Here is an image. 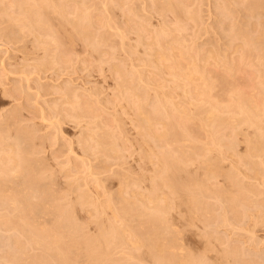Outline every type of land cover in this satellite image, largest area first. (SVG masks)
Here are the masks:
<instances>
[{
    "label": "rangeland",
    "instance_id": "1",
    "mask_svg": "<svg viewBox=\"0 0 264 264\" xmlns=\"http://www.w3.org/2000/svg\"><path fill=\"white\" fill-rule=\"evenodd\" d=\"M20 1L0 0V31L2 32H0V132L8 138L10 137L5 140V144L8 146L4 148V154L2 152L0 154L7 161L9 158V162L5 160L3 162L10 164L12 169L15 167L14 170H16L19 161L14 162L12 157L10 159L11 154L9 156L8 153H12L16 160H20L19 156H16L14 150L12 152L8 151H11L9 150L10 143L12 145L19 143L15 135L21 133L23 135L22 141H25L23 145L24 147L27 145L29 150L27 152L30 153L31 157L26 156L27 153L25 156L28 160L32 159V162L29 160V169L26 167L27 172L24 170V174L28 173V170H35L34 173H37L36 176L40 178V186H44L49 191V195L47 194L48 197L43 198L44 210L41 206V213L39 212L35 216L37 220H34L36 222L34 223L35 226L27 227L28 225H19L16 221L20 217H27L33 221L31 215L28 212H22L18 206L13 207L4 203L3 191L0 189V193L2 191L0 194V264H264V149L260 153L250 156L249 149H247L250 146L249 139L250 141L252 139L251 142L253 143L257 140L264 142V135H262V132L264 134V0H191L192 2L182 0L184 10L188 11L189 9V12L197 10L195 12L198 16L194 14L195 18L198 19V23L195 18H190L192 21L194 20L193 22L189 18H180L182 20L180 21L177 16L175 18L172 12L169 13L170 11L161 10L159 13V7L156 4V6L150 4L151 0H149L150 3L148 0H129V2H126V0H61V2L63 1V10H68L67 13L71 15L70 17L74 16L72 14H76L75 11H81L82 8L90 6L88 12L91 13V22H93L91 23L93 29L91 30L95 33L97 39L93 37L91 41H84L76 37L74 43H69L65 37L58 33V43L60 41V44L58 48L56 47L57 51L54 50L56 52L54 55L60 61L56 63V66L59 65L57 67L42 66L43 63L46 65L48 59H51L49 55L53 52V46H51L52 48L48 46L45 51L39 44L40 41L37 37L35 38V33L33 34L28 28L21 31L17 25L20 18L22 19L26 15L34 23L35 17L39 18L37 15L39 13V15L43 14L41 17H49L53 12V8L51 11V6L49 8L48 3L42 0H22L21 4ZM254 1H257V3ZM36 2L37 6L34 7ZM123 2H126L125 5ZM38 3H40L39 7ZM188 3L190 4L188 5ZM13 4H18L19 9L17 6V8H14ZM84 4L85 7H81ZM251 7L256 9V16L246 19L248 8ZM223 8L228 9L229 13L228 10L225 11ZM129 9H132L136 14L134 15V12L132 10L130 12ZM3 10L9 15L4 14ZM223 10L228 15L230 14L229 17L233 15V18L225 15L226 13ZM126 14L127 16H125ZM128 14L130 15L128 16ZM52 15L58 17L56 12ZM140 16L143 17L140 18ZM244 18L248 23L242 21L245 20ZM8 19L12 22H8ZM176 19L180 22L177 23ZM94 20L96 23H94ZM186 20L187 23H185ZM54 21H52V24L54 22V26L58 25L59 21L58 23L57 20ZM136 21L139 23H136ZM107 22L108 27H110L103 28L104 25L107 26ZM181 22L186 25L180 24ZM244 22L250 24V29L249 26L248 29L250 35L253 34L252 37L260 36L261 38L256 42L255 47L251 46L250 51L247 53L245 51V55L242 52L244 49H241L243 40L233 39L231 44L232 38L230 40L231 35L228 33L232 32V29L230 31L228 29L232 28L233 24L239 23L238 25L242 27ZM254 22L256 26H253ZM34 23L33 25L37 24V22ZM99 24L101 25L99 26ZM176 25L181 27L177 28L179 32H174L173 28L176 30ZM11 26L15 28H13L14 32L12 31L14 35L13 33L9 34ZM36 27L38 25H35ZM55 28L57 27L55 26ZM70 29L72 30L71 26H68L67 30ZM158 29L167 30L166 33H176L175 35L170 34L169 39L170 41L171 39L175 41L177 39L178 43L180 42L178 44L172 41L169 50L167 49L168 53H166L169 56L168 60L163 58L164 62L161 61L160 63L155 61L158 56L156 57L157 53L154 54L159 49L158 44L155 43V33L158 32ZM45 30L47 29L44 28ZM107 30L109 31L107 32ZM99 32L101 34L107 32L102 44L98 42L99 35H101ZM138 32L141 34H138ZM20 33L22 34L21 37ZM11 34L12 36H10ZM31 34L33 35L31 36ZM97 34L99 37L96 36ZM177 34H179V37ZM15 35H17V39ZM151 40L155 43H153L154 46L151 45ZM92 41H95L97 48H94L93 45L91 47L90 43L93 44ZM147 42L148 45H146ZM226 42H229V44ZM99 44L103 47H99ZM173 46L175 47L173 48ZM212 48H215V50L216 48H219V50L225 48L224 50L227 51H223L228 60H226V57L224 60L228 63L225 64L224 61L223 63L220 61L221 58L213 55L211 53ZM198 49L200 51H197ZM180 53L184 54V57ZM209 54H212L211 57ZM44 56L46 57L43 58ZM240 56L243 57H241L242 60ZM195 59V63L198 61V68L201 66L200 69L193 66L195 65ZM215 60H218V62ZM226 65L228 67L233 66L234 72L230 73ZM236 65H238L237 70L235 69ZM114 66L118 69H115ZM202 68H206L205 72L202 71ZM174 78L177 81L181 79L179 86L175 85L177 82ZM184 83H188L189 86ZM129 85L132 86L131 90H128ZM184 85H187L185 89ZM240 91L243 93L245 105L250 110L263 112L258 118L263 130L261 131V129L254 126L251 128V126L241 125L240 127L239 125L238 131L234 132L236 136L234 133L232 135L231 132V135H229V130H227L228 133L223 131L224 133L218 135L216 149L211 144L212 138H210L209 128L203 126L208 131L204 130L200 125V127L198 126L197 120L194 122L189 120L186 111L191 115L197 109L198 104L203 105V107L207 105L206 108L213 104L215 106L219 105L218 109L221 108L222 111H219L222 112V115L228 116L231 110L235 109L231 108L236 106L235 96ZM141 99H144V103ZM159 99L163 101L165 111L172 118V122L179 123L178 125L183 127L182 129L186 133L188 131L189 134L187 133V135L192 136V140L195 141L193 142L191 139L190 141L181 140V143L179 139L178 143L180 144H175L177 140L171 139L170 144L163 145V148L165 147L166 151L171 149L175 154H178L179 148L180 150L185 148L184 151H190V154L186 152L189 154L186 159L187 165L189 164L187 170L191 177H196L195 179L200 181L206 179L207 186L206 184L205 186L208 191L205 186L195 185V191L198 190L197 193L195 192L196 202L201 205V208L197 206L199 209L193 208L189 199L187 201L186 198L185 200L181 198L182 201L180 198L170 197V201H173L171 203L172 209H170L171 212L169 210L167 217L168 223H172L170 224L172 231L167 237L174 236L177 239L174 246L172 245L173 247L169 249L170 254L167 251L165 252L168 253L167 258L164 253L163 257L166 259L163 258L162 260L161 257H156V259L155 256H152L155 253L150 255L149 247L146 245H141L138 248H132L131 245H128V248L125 247L128 251L126 249L119 251L118 248V251L115 249L110 252V256L113 254L111 256L112 260L109 256L107 261L105 257L101 256L100 258L99 255L97 256L99 251L93 241L98 237V228L101 224L104 223L103 226L105 227L108 221L114 222L115 220L114 224L119 223V226L123 224L119 217L113 219L115 217L114 209L124 207L120 202L121 200L117 199V195L122 191L125 198L128 196L127 199L130 197L133 200L137 199V203H141V200L145 199L146 202H149V205L151 204L147 196L152 192L155 184L152 178L156 173L155 168L158 165L156 162L158 158L157 155L151 154V157H153L149 159L147 152L151 146H153L155 152H159L162 143L158 142L159 145L154 140L155 142L151 141V143L149 141V144L145 146L143 136L140 135L142 134L139 125L141 115L137 111V106L143 103L144 111H147L152 109L150 106L156 104ZM228 105L230 106L227 107ZM222 107H226L227 111ZM14 115L16 118L13 117ZM178 120L179 122H177ZM164 121L168 122L167 119H164ZM261 121L263 124L260 123ZM156 125L157 123L155 124L156 130H159V134H161L162 130L164 131V125L161 123ZM7 131H9L10 136ZM21 134L19 136H22ZM106 135L108 136L106 137ZM111 137L113 141L117 142H115L116 147H119L115 149L119 150V152L116 151L117 153L115 151L110 153V151L99 145V143L111 141ZM253 138L258 139L253 140ZM88 139L92 144L88 148L89 150L86 149L85 145V142H90ZM8 140H10L9 143ZM233 142L234 145H232ZM16 144L14 146L17 148ZM195 147L201 149H195ZM217 153L219 156L216 155ZM6 154L8 155L6 156ZM1 155L0 158H3ZM246 157H248L247 161H245ZM202 158L205 162L203 164L201 162V160L203 161ZM210 158H214V160H210ZM211 163L216 165L212 166ZM30 164H33V168ZM207 166H211L210 168L215 172L211 171L212 174L209 173L206 169ZM210 168H208L209 171ZM13 174L14 172L12 178L11 176L9 178L13 179L15 175L19 176L17 180L15 177L13 181L16 184L20 183L23 178L20 176L22 174ZM208 177H211L210 180ZM33 187L30 182L25 180L22 190L24 193H35ZM84 193L90 196V199ZM82 195L83 198L84 196L87 198L86 203L79 202L85 200V198L82 199ZM109 203H111L110 205L118 203V205L115 204L117 207L112 205L113 208L115 207L112 209V207H109ZM101 206H103V209H101ZM60 217L62 219L68 218L67 220L70 218L72 224L69 223L70 220L67 222L71 224L70 227L56 226L52 228L51 226L56 222V219H60ZM5 219L15 223L9 222L5 225ZM131 220L129 222L133 226H139H137L139 221ZM45 226L48 227L47 231L40 230ZM33 231H37V234L40 233L41 237L46 238L49 246L43 243L37 244L31 235ZM67 232L75 234L78 244L82 245V248L73 240L67 238ZM55 237H61L60 249L52 244V240L56 239ZM122 250H126L125 253L130 250L134 258L128 259L127 254ZM61 253L67 254L68 259L63 258ZM169 255L175 257V260L177 258V260L174 261L173 258L174 262L170 263L171 256L168 258Z\"/></svg>",
    "mask_w": 264,
    "mask_h": 264
},
{
    "label": "bare ground",
    "instance_id": "2",
    "mask_svg": "<svg viewBox=\"0 0 264 264\" xmlns=\"http://www.w3.org/2000/svg\"><path fill=\"white\" fill-rule=\"evenodd\" d=\"M25 1V0H24ZM23 1V3H25ZM30 1V0H29ZM38 1H41V0H38ZM42 1H44V2H47L46 4L48 5V7L49 6H51V11H52V8H53V12L51 13V16H49V17H41V16H43V14L42 15H39V14H37L38 16H39V18L36 16L34 19H35V23L37 22V24H35L33 21H32V19H31V21L29 20V18H27V15L26 16H24L22 19L20 18V20L18 21V23H17V25L19 26V30H23L24 31V29L25 28H28L29 29V31H31L33 34L35 33V38L37 37V39L40 41V43L39 44H41V47H43L44 49H45V51H46V49L48 48V46H53V52H51V55H49V56H51V59H48L47 60V62H46V65H45V63H43L42 64V66H56V63L58 62H60V61H58V58H56V56L54 55V53H56V52H54V50H56L57 51V49H56V47L58 48V45L60 44V41H59V43H58V33H60L63 37H65L66 39H67V41L69 42V43H74L75 42V38L77 37V38H81V39H83L84 41H91V39L93 40V37H95V33H93L92 32V30L91 29H93V27L91 28V23H93V22H91V13H89L88 12V9L90 8V6L88 5V7H85V4L83 5V6H81V7H85V8H82L83 10H81V11H78L77 9V11H75L76 12V14L74 13V14H72V15H74L73 17H70L71 15H69L67 12H68V10L67 11H64L63 10V5H62V2H61V0H42ZM105 1V0H104ZM111 1H113V0H111ZM110 1V2H111ZM120 1V0H119ZM118 1V2H119ZM123 1V0H122ZM129 2V0H126V2ZM189 1H191V0H189ZM17 2V1H16ZM21 2H22V0L20 1V4H21ZM125 2V3H126ZM148 2H149V0H148ZM151 2V3H150ZM149 3L150 4H156L158 7H159V9L157 8V10H159V13H160V11L162 10V11H166V12H168V11H170L169 13H173V15L175 16V18H176V16H177V19H179L180 21H182L180 18H182V19H187V18H195V14H196V12H197V10L195 9V11L194 12H189V9H188V7H187V9H188V11L185 9L184 10V6H183V1L182 0H151ZM184 2H185V0H184ZM192 2V1H191ZM255 3H257V1H254ZM13 3H14V1H13ZM22 3V4H23ZM43 3V2H42ZM84 3V2H83ZM116 3H117V1H116ZM120 3H122V2H120ZM125 3L123 2V4L125 5ZM134 3V2H133ZM133 3H132V5H133ZM12 4V3H11ZM31 4V3H30ZM39 4L40 3H38V7H39ZM45 4V3H44ZM45 4V5H46ZM68 4V3H67ZM115 4V3H114ZM131 4V3H130ZM135 4V3H134ZM148 4V3H147ZM149 4V5H150ZM190 3H188V5H189ZM10 5V4H9ZM14 5V8L18 5H15V4H13ZM29 5V4H28ZM42 5V4H41ZM44 5V6H45ZM122 5V4H121ZM120 5V6H121ZM124 5H122V6H124ZM127 5V4H126ZM129 5V4H128ZM155 5V6H156ZM186 5H187V1H186ZM19 6V5H18ZM17 6V7H18ZM22 6H24V5H22ZM25 6H27V5H25ZM37 6V2H36V5L34 6V7H36ZM104 6H106V5H104ZM117 6H118V4H117ZM7 7V6H6ZM9 7V6H8ZM16 7V8H17ZM29 7V6H28ZM33 7V6H32ZM41 7V6H40ZM43 7V6H42ZM133 7V6H132ZM135 7H137V6H135ZM151 7H152V5H151ZM2 8V7H1ZM13 8V7H12ZM47 8V7H46ZM50 8V7H49ZM67 8H68V6H67ZM79 8V7H78ZM147 8V7H146ZM149 8V7H148ZM219 8V7H218ZM11 9V8H10ZM9 9V10H10ZM18 9H19V7H18ZM21 9V8H20ZM25 9H26V7H25ZM122 9V8H121ZM150 9V8H149ZM154 9H156V8H154ZM221 9V8H220ZM224 10H225V8H223ZM7 10V9H6ZM12 10V9H11ZM22 10V9H21ZM37 10V9H36ZM36 10H34V11H36ZM41 10V9H40ZM55 10V11H54ZM106 11H107V9H105ZM130 10V9H129ZM132 10V9H131ZM130 10V12H132ZM152 10V9H151ZM223 10V12L224 13H226L225 11L226 10H228V9H226L225 11ZM2 11V10H1ZM30 11V10H29ZM32 11V10H31ZM72 11V10H71ZM105 11V12H106ZM136 11V10H135ZM137 11H138V9H137ZM192 11H193V9H192ZM220 11V10H219ZM221 11H222V9H221ZM220 11V12H221ZM5 12V13H4ZM57 13L58 14V17L57 16H53L52 14H54V13ZM91 12V11H90ZM108 12V11H107ZM134 12V11H133ZM138 12H140V11H138ZM157 12V11H156ZM228 13H229V10L227 11ZM1 13V12H0ZM3 13L4 14H6L7 12L6 11H4L3 10ZM12 13V12H11ZM10 13V14H11ZM20 13H22V12H20ZM24 13V12H23ZM37 13V12H36ZM35 13V14H36ZM70 13V12H69ZM128 13V12H127ZM141 13V12H140ZM163 13V12H162ZM195 13V14H194ZM228 13H226L225 15H228ZM231 13V12H230ZM257 12H256V9H254V8H248V14H246V19L247 18H251V17H255ZM4 14H2V15H4ZM17 14V13H16ZM15 14V15H16ZM125 14V13H124ZM131 14V13H130ZM130 14H128V16L130 15ZM134 15L136 14V12H134L133 13ZM138 14V13H137ZM165 14V13H164ZM7 15H9L8 13H7ZM15 15H13V16H15ZM20 15H22V14H20ZM24 15V14H23ZM44 15H45V13H44ZM101 15V14H100ZM100 15H99V17H100ZM142 15V14H141ZM197 15V14H196ZM230 15V14H229ZM229 15H228V17H229ZM5 16V15H4ZM18 17H19V15H17ZM29 16H30V14H29ZM125 16H127V14L125 15ZM198 16V15H197ZM222 16V15H221ZM224 16V15H223ZM222 16V17H223ZM233 16V15H232ZM231 16V17H232ZM16 17V16H15ZM98 17V16H97ZM132 17H133V15H132ZM143 17V16H142ZM141 16H140V18H142ZM231 17H229V18H231ZM37 18H38V20H37ZM102 18H103V16H102ZM101 18V19H102ZM138 18H139V15H138ZM137 18V19H138ZM233 18V17H232ZM244 18V19H245ZM10 19V18H9ZM8 19V22L10 21ZM12 19V18H11ZM33 19V20H34ZM94 19H95V17H94ZM127 19V18H126ZM133 19V18H132ZM144 19H146V18H144ZM176 19V20H177ZM188 19V20H189ZM196 19V18H195ZM246 19L245 20H242V21H246ZM54 20H57V23H58V21H59V23H58V25L56 24L55 26L57 27V28H55V26H54V22H56V21H54ZM131 20V19H130ZM142 20V19H141ZM141 20H139V22H141ZM191 20V19H190ZM189 20V21H190ZM198 19H196V21H197ZM5 21H6V19H5ZM52 21H54L53 22V24H52ZM95 21V20H94ZM101 21V20H100ZM104 21H105V18H104ZM110 21H111V18H110ZM132 21H134V20H132ZM180 21H178L177 20V23L178 22H180ZM194 21V20H193ZM192 20H191V22H193ZM223 21V20H222ZM10 22H12V20L10 21ZM35 24V25H38V27H36L35 28V25H33V23ZM99 22V21H98ZM108 22H109V20H108ZM108 22H107V26H103V28H105V27H108ZM138 21H136V23H137ZM138 22V23H139ZM185 22V21H184ZM247 23H248V21H246ZM94 23H96V21L94 22ZM103 23V22H102ZM131 23V22H130ZM176 23V24H177ZM185 23H187V20H186V22ZM196 23V22H195ZM197 23H198V21H197ZM237 23V22H236ZM247 23H245L244 22V26H240V25H238V24H233V27L232 28H230V29H228V28H226V29H228L229 31L232 29V32H228L229 34H228V36H230L229 38H230V40H231V38H232V40H231V44H232V41H233V39H242L243 40V47L241 46V49L243 48L244 50L242 51L243 53H244V55H245V51H246V53L248 52V51H250V48H251V46H254L255 47V44H256V42H258L261 38H260V36H258V37H256V38H254V37H252L253 36V34H251L250 35V24H247ZM249 23H251L250 21H249ZM142 24V23H141ZM180 24H184V23H180ZM222 24V23H221ZM242 24V23H241ZM252 24V23H251ZM101 24H99V26H100ZM178 25V24H177ZM177 25H176V30H175V28H173L174 29V32L175 31H178L179 32V30H177V28L179 29V28H181V27H177ZM186 24H184V26H185ZM68 26H71V28H72V30L70 29V30H67V28H68ZM92 26H93V24H92ZM94 26H96V24H94ZM139 26V25H138ZM142 26H143V24H142ZM178 26H180V25H178ZM248 26H249V29H248ZM253 26H256V23L254 22V25ZM7 27V26H6ZM98 27V26H97ZM110 27V26H109ZM108 27V28H109ZM145 27V26H144ZM144 27H143V29H144ZM164 27H166V26H164ZM182 27H183V25H182ZM13 28L14 27H10V32H9V34L10 33H13L14 32V30H13ZM35 28V29H34ZM44 28H46L47 30H45L44 31ZM70 28V27H69ZM146 28V27H145ZM167 28V27H166ZM4 29V28H3ZM7 29H8V27H7ZM15 29V28H14ZM55 29H57V30H55ZM102 29V28H101ZM125 29V28H124ZM168 29V28H167ZM172 29V30H173ZM1 30V29H0ZM6 30V29H5ZM33 30V31H32ZM106 30V29H105ZM104 30V31H105ZM160 29H158V32L157 33H155V38H156V41H155V39H154V41H155V43L156 44H158V46H159V49H158V47H157V49L158 50H156V52L154 53V54H156V60L155 61H159V63L161 62V61H163V58H165V59H167L169 56L166 54V53H168V48L170 47V45L172 44V41H175V40H172L171 39V41H170V34L171 33H166V32H168L169 31V29H168V31L166 30V31H162V30H160ZM164 30V29H163ZM171 30V29H170ZM13 31V32H12ZM16 31H18V30H16ZM99 31V30H98ZM109 30H107V32H108ZM125 31V30H124ZM124 31H123V33H124ZM1 32V31H0ZM6 32V31H5ZM107 32H105V33H102L101 34V32H99L101 35H99L98 36V34L96 35V36H98L99 37V40H98V42L99 43H101L102 44V42L104 43V40H105V38H104V36L107 34ZM155 32H156V30H155ZM170 32V31H169ZM2 33V32H1ZM4 33V32H3ZM7 33V32H6ZM25 34H26V32H24ZM96 33H97V30H96ZM33 34H31V36L33 35ZM138 34H141L140 32H138ZM175 35L176 33H172L171 35ZM259 34V33H258ZM6 35V34H5ZM8 35V34H7ZM13 35H14V33H13ZM21 33H20V37H21ZM27 35H29L28 33H27ZM121 35V34H120ZM226 35H227V33H226ZM10 36H12V34L10 35ZM16 37V39H17V35H15ZM113 36H115V35H113ZM116 36H118L117 34H116ZM124 36V35H123ZM177 36L179 37V34H177ZM228 36H227V38H228ZM14 37V36H13ZM19 37V38H20ZM109 37V36H108ZM111 37H112V35H111ZM119 37V36H118ZM125 37V36H124ZM138 37H140V36H138ZM143 37V36H142ZM141 37V38H142ZM173 37V36H172ZM19 38H18V40H19ZM96 38V37H95ZM175 38V37H174ZM13 39V38H12ZM11 39V40H12ZM21 39V38H20ZM36 39V40H37ZM97 39V38H96ZM107 39V38H106ZM140 41H141V39L140 38H138ZM95 40V39H94ZM122 40V39H121ZM153 40V39H152ZM152 40H151V42H152ZM229 40V41H230ZM16 41V40H15ZM63 41V40H62ZM80 41H82V40H80ZM111 41V40H110ZM123 41V40H122ZM146 41V40H145ZM148 41V40H147ZM177 41V42H176ZM176 41H175V43H178V40L176 39ZM180 41V40H179ZM35 42V41H34ZM96 42H97V40H96ZM107 42V41H106ZM105 42V43H106ZM142 42H144V41H142ZM150 42V43H151ZM36 43V42H35ZM62 43V42H61ZM90 43V42H89ZM88 43V44H89ZM92 43L93 44H91L90 43V45H91V47H92V45H93V47L95 48L96 47V43H95V41L93 42L92 41ZM122 43V42H121ZM120 43V44H121ZM125 43V42H124ZM138 43H140V42H138ZM153 43L154 42H152V44L151 45H153ZM154 43V44H155ZM180 43V42H179ZM178 43V44H179ZM227 43V42H226ZM240 43H241V40H240ZM254 43V44H253ZM108 44V43H107ZM215 44V43H214ZM227 44H229V42L227 43ZM64 45V44H63ZM69 45V44H68ZM74 45V44H73ZM87 45V44H86ZM97 45H98V43H97ZM145 45V44H144ZM146 45H148V42L146 43ZM218 45V44H217ZM224 45V44H223ZM240 45V44H239ZM242 45V44H241ZM36 46H38V45H36ZM35 46V47H36ZM65 46V45H64ZM101 45L99 44V47H100ZM150 46V45H149ZM154 46V45H153ZM214 47H215V45H213ZM228 46H230V45H228ZM232 46V45H231ZM62 47V46H61ZM89 47V46H88ZM101 47H103V46H101ZM124 47V46H123ZM175 46H173V48H174ZM217 47V46H216ZM219 47H220V45H219ZM225 47H226V45H225ZM240 47V46H239ZM253 47V48H254ZM260 47V46H259ZM259 47H258V49H259ZM52 48V47H51ZM97 48V47H96ZM149 48V47H148ZM152 48V47H151ZM156 48V47H155ZM171 48H172V46H171ZM223 48V47H222ZM252 48V49H253ZM261 48V47H260ZM99 49V48H98ZM98 49H96V50H98ZM168 49V50H167ZM176 49V48H175ZM213 49V48H212ZM211 49V53H213V55H215V56H217L218 58H221L220 59V61H224V62H226L225 60H224V58L226 57L225 55H224V51L222 50V49H220L219 50V48L217 49L216 48V50H215V48L213 49V50H215V51H213ZM226 49H228V48H226ZM230 49H232L231 47H230ZM229 49V50H230ZM43 50V49H42ZM166 50H167V52H166ZM207 50V49H206ZM223 52H222V51ZM44 51V52H45ZM58 51H59V49H58ZM93 51V50H92ZM100 51V50H99ZM132 51V50H131ZM183 51V50H182ZM197 51H200L199 49L197 50ZM207 51H209V50H207ZM213 51V52H212ZM227 51V50H226ZM225 51V52H226ZM48 52V51H47ZM60 52V51H59ZM95 52H98V51H95ZM133 52V51H132ZM185 52V51H184ZM182 53V52H181ZM180 53V54H181ZM188 53H189V51H188ZM192 53V52H191ZM197 53V52H196ZM199 53H201V52H199ZM199 53H198V55H199ZM203 53V52H202ZM209 53V52H208ZM242 53V54H243ZM45 54V53H44ZM226 54V53H225ZM47 55V54H46ZM188 55V54H187ZM210 55V57H211V55L212 54H209ZM227 55V54H226ZM48 56V55H47ZM181 56L182 57H184V54H181ZM194 56V55H193ZM46 56H44L43 58H45ZM61 57H63V56H61ZM196 57V56H195ZM199 57H201V56H199ZM242 56H240V58H241ZM60 58V57H59ZM66 58V57H65ZM185 58H186V55H185ZM206 58V57H205ZM208 58H209V56H208ZM243 58V57H242ZM242 58H241V60H242ZM264 58V57H263ZM262 58V59H263ZM63 59V58H62ZM162 59V60H161ZM197 59V58H196ZM196 59L194 60V63H195V61H196ZM204 59V58H203ZM207 59V58H206ZM209 59H211V58H209ZM208 59V60H209ZM216 59V58H215ZM262 59H260V60H262ZM40 60H42V59H40ZM44 60V59H43ZM65 60V59H64ZM168 60V59H167ZM185 60V59H184ZM183 60V61H184ZM208 60H206V61H208ZM213 60V59H212ZM219 60V59H218ZM218 60H215L216 62H218ZM226 60H228L227 59V57H226ZM239 60V59H238ZM244 60V59H243ZM264 60V59H263ZM45 61V60H44ZM68 61H69V58H68ZM191 61V60H190ZM204 61V60H203ZM211 61V60H210ZM220 61H219V63H220ZM63 62V61H62ZM164 62V61H163ZM198 62V61H197ZM196 62V63H197ZM214 62V61H213ZM223 62V63H224ZM240 62V61H239ZM238 62V63H239ZM264 62V61H263ZM65 63H67V62H65ZM155 63V62H154ZM157 63V62H156ZM155 63V64H156ZM187 63H189L188 61H187ZM195 63V65H193V66H195V68H197V69H200V67L198 68V63L196 64ZM199 63H200V61H199ZM203 63V62H202ZM208 63H210V62H208ZM228 62H226L225 64H227ZM238 63H236V64H238ZM41 64V63H40ZM61 64V63H60ZM63 64V63H62ZM264 64V63H263ZM206 65V64H205ZM209 65V64H208ZM57 66H59L58 64H57ZM56 66V67H57ZM158 66V65H157ZM192 66V65H191ZM192 66V67H193ZM204 66V65H203ZM227 66V65H226ZM237 66L238 65H236V67H235V69L237 68ZM39 67V66H38ZM167 67V66H166ZM206 67V66H205ZM233 67V66H232ZM231 66H227V70L230 72V73H233L234 72V67L232 68ZM50 68V67H49ZM114 68H115V66H114ZM117 68V67H116ZM115 68V69H116ZM226 68V67H225ZM46 69V68H45ZM118 69V68H117ZM206 69V68H205ZM205 69H203L202 68V71H204ZM226 70V69H225ZM237 70V69H236ZM194 71H197V70H195L194 69ZM201 71V72H202ZM198 72V71H197ZM199 72H200V70H199ZM205 72V71H204ZM117 73V72H116ZM202 74H203V72H202ZM228 74V73H227ZM176 75V74H175ZM233 75V74H232ZM232 75H230V76H232ZM235 75V74H234ZM233 75V76H234ZM229 76V75H228ZM232 76V77H233ZM175 78L177 79V77L175 76ZM174 78V79H175ZM175 79V82H177V83H175V85L177 84V86H179V81L181 80H176ZM179 79V78H178ZM174 81V80H173ZM123 82H124V80H123ZM181 82V81H180ZM182 82H184V81H182ZM184 84H187L188 85V83H184ZM186 85V86H187ZM185 85L183 86L184 87V89H185V87H186ZM189 86V85H188ZM125 87V86H124ZM123 87V88H124ZM132 87V86H131ZM130 85L128 86V90H131L130 88ZM135 87V86H134ZM20 88V87H19ZM62 88V87H61ZM126 88V87H125ZM65 89V87L63 88V90ZM127 89V88H126ZM133 90H136V89H133ZM132 90V91H133ZM137 90H138V88H137ZM186 90H188L187 88H186ZM22 91H24V90H22ZM189 91V90H188ZM190 92V91H189ZM143 93V92H142ZM188 93V92H187ZM191 94V93H190ZM141 95V94H140ZM140 95H139V97H140ZM189 96V95H188ZM142 97H143V95H142ZM139 100H140V98H139ZM142 100V99H141ZM162 100V99H161ZM235 100L237 101L236 103V106L235 107H232L231 109H234V110H231V112H230V115H226V116H224V115H222V110H221V108L220 109H218L219 107V105L218 106H215V105H213V104H211V105H209V107L208 108H206L207 107V105H206V107L204 106L203 107V105H197V109L195 110V112L194 113H192L191 115H190V113H188L187 111H186V113H187V116H188V119L189 120H192L193 122L194 121H198L197 122V124H198V126L200 125L204 130L207 128H209V132H210V135L212 136H210V138H212L213 139V141H212V139H211V144H213V146L215 147L216 146V143L218 142V139H219V136L218 135H220L221 133H224L223 131H226L227 132V130H229L228 132H229V135H231V133H232V135H233V133L235 132V131H238V128H240L241 127V125H247V126H251V128L254 126V127H257L258 129H261V131L264 129L263 127V129L261 128V126H260V124H259V122H258V118H260V115H261V113H263V112H257V111H252V110H250L246 105H245V99H244V97H243V93L240 91L239 92V94H236V96H235ZM144 101V99L142 100V102ZM155 102V101H154ZM139 103H140V101H139ZM144 103V102H143ZM142 103V104H143ZM142 104L140 103L138 106H137V108H138V112H139V114L141 115H139L140 116V123H139V125H140V128L142 129H140L139 128V131L141 130L142 131V134H140L141 135V137L143 136V140H144V143L146 144L145 146H147V144H149L148 142L150 141H152V142H155L154 140H156L157 141V144H159L158 142H161L162 143V145H160V146H162L160 149H159V152H155L154 150H153V146H151L150 147V149L148 148V152H147V157L149 158V159H152V157H151V154H155L154 156H156L157 158V160L158 161H156L157 163H158V165H157V168H155L156 169V173H155V175H153L154 177L151 179L152 181H154V186H153V188H152V192L149 194V196H147L149 199V201H150V205H149V202H146V200L144 199V200H141V203L140 202H136L137 201V199L136 200H133V199H127L128 198V196H126L127 198H125V194L123 195L122 194V191L119 193V195H117L118 197H117V199L119 198V200H121L120 202H122V204L124 205V207H117V206H115V204H117L118 205V203H114V205L113 206H115V207H117L116 209H114L113 207H112V205H110L111 203H109L108 205H110L109 207H112V209H114L115 210V217H113V219H116V218H120L121 220H122V222L121 223H123L122 225H120L119 226V223H117L118 224V226H117V224H114L115 223V221L113 222V221H108L106 224H107V226H103L104 225V223L103 224H101V222H100V227L98 228V232H99V234H98V237L93 241V242H95L94 244H95V247H97V249H98V253H97V256L99 255V257L101 258V256L102 257H105V259L107 260L108 259V257L110 256V252H113L115 249L118 251V248H119V251L121 250V249H126V248H128L129 246L128 245H131L132 246V248L133 247H136V248H138V247H140L141 245H146V246H148L149 247V250H150V255H151V253L152 254H154L155 253V255H152L153 257L155 256V258L157 257V258H159V257H161V259L163 260V258L164 259H166L167 258V255H168V253L170 254V251H169V249L171 248V247H173L174 246V244H175V242H176V239H175V237L174 236H171V237H167L168 236V234H170L171 233V231H172V226L170 225V224H172L171 222H169L168 223V213H169V210L170 209H172V202L170 201V197L172 196V198H175V199H177V198H184V200H185V198L187 199V201H188V199H189V201H190V205L194 208V207H196L195 209H199V207L197 208V206H200V208H201V205H198L197 204V202H196V196H195V192L197 193V191H195V185H200V186H205V184H206V182H205V180L204 181H200V180H198V179H195L196 177H191V174L188 172V170H187V166L189 165H187V163H186V159L188 158V155L191 153L190 151H184V149H182V150H180V148H179V150L177 151L178 152V154L176 153H174L171 149V151L170 150H168V151H166L164 148H163V145L165 146V145H169L170 143V141H171V139L173 140L174 139V141L175 140H177L176 141V143L175 144H180V143H178L179 141V139H180V142H181V140L182 141H184V140H188V141H190V139H191V141H193L192 140V136H188L187 135V133H188V131H187V133L182 129L183 127H180L177 123H175V122H172V118H170L169 117V114L165 111V106H164V103H163V101H160V99H159V101L158 102H156V104L154 103V105H152V106H150L152 109H150V110H147V111H144L145 109L143 108V106H142ZM152 104V103H151ZM132 105V104H131ZM134 106V105H133ZM149 106V105H148ZM230 105H228L227 107H229ZM232 106V105H231ZM222 108H224V107H222ZM226 108V107H225ZM224 108V109H225ZM258 108H259V106H258ZM135 109V108H134ZM219 110H221V111H219ZM226 111H227V109H225ZM224 110V111H225ZM228 110H230L229 108H228ZM225 111V112H226ZM229 112H227V113H229ZM12 114V113H11ZM138 114V113H137ZM264 114V113H263ZM13 117H15V115L13 116ZM138 117V116H137ZM16 118V117H15ZM164 119H167L168 120V122L166 123L165 121H164ZM15 120V119H14ZM17 120V119H16ZM173 120H175V119H173ZM177 120V119H176ZM177 122H179V120L177 121ZM10 123V122H9ZM157 123V125L159 124V123H161V124H163L164 125V127H163V129H164V131L162 130V132H161V134H159V130H156L157 129V127H155V124ZM196 123V122H195ZM260 123H262V121L260 122ZM264 123V122H263ZM262 123V124H263ZM14 124V123H13ZM17 124V123H16ZM181 124V123H180ZM185 124V123H184ZM259 124V125H258ZM15 125V124H14ZM156 125V126H157ZM239 125H240V127H239ZM183 126V125H182ZM199 126V127H200ZM203 126H205L206 128H204ZM263 126V125H262ZM195 127V126H194ZM197 127V126H196ZM2 128V127H1ZM7 128V127H6ZM18 128V127H17ZM256 128V130H258ZM206 129V130H207ZM4 130V129H3ZM6 130V129H5ZM20 130V129H19ZM255 130V131H256ZM1 131V130H0ZM208 131V130H207ZM255 131H254V133H255ZM4 132V131H3ZM8 132V134H9V131H7ZM19 132V131H18ZM158 132V133H157ZM227 132V133H228ZM231 132V133H230ZM258 132H260V131H258ZM20 133V132H19ZM105 133V132H104ZM110 133V132H109ZM236 133V132H235ZM234 133V134H235ZM21 134V133H20ZM20 134H18L17 136L15 135V138H16V140H18V142L19 143H15L16 145H17V148H16V146H14L15 144H9V150H11V151H8V152H12V150H14V152H15V154H16V156H19V159L20 160H16V159H14V157L12 156V153H8L9 154V156H10V154H11V156H10V159H11V157L13 158V160H14V162H18L19 161V163L17 164V166H16V170H14L15 169V167H13L14 169H12V168H10V164H8V163H6L5 164V162H3L4 160H5V158H4V156L3 155H1V156H3V158L1 157L0 158V189H2V191H3V193H2V191H1V193L3 194L2 196H3V199H4V203H6V204H8L9 206H13V207H15V206H18L19 208H20V210L22 211V212H28L30 215H31V217L33 218V221L32 220H30V219H28L27 217H20L19 219H18V221H16V223L18 222L19 223V225H28L27 227H30V226H35L34 225V223H36L35 221H37L36 219H35V216L40 212L41 213V206H43V204H42V202H43V198H47L48 197V195H49V191L47 190V189H45V187L44 186H40V184H39V181H40V178H39V176H36V174L37 173H34V171H30V170H28V173H26V174H24L25 173V171H26V167H27V169H29L28 167H29V160L26 158V156H30V153H28L29 152V150H28V148H27V145H26V147H24V145H23V143L25 142H23L22 141V139H23V135L22 136H19ZM189 134V133H188ZM258 134V133H257ZM260 134V133H259ZM224 135V134H223ZM262 135H264L263 134V132H262ZM9 136H10V134H9ZM108 135H106V137H107ZM226 136V135H225ZM224 136V137H225ZM235 136H236V134H235ZM258 136V135H257ZM191 137V138H190ZM232 137H234V136H232ZM251 137V136H250ZM260 137H262V136H260ZM259 137V138H260ZM264 137V136H263ZM6 138H8L7 136H5V134L4 133H2V132H0V153L2 152H4L5 150H4V148L5 147H7L8 145H6L5 144V140H6ZM10 138V137H9ZM8 138V139H9ZM109 138H110V136H109ZM209 138V139H210ZM220 138H221V136H220ZM231 138V137H230ZM254 139H256V138H253V140ZM258 139V138H257ZM256 139V140H257ZM260 139H262V138H260ZM15 140V139H14ZM25 140V139H24ZM89 140V139H88ZM106 140H108V139H106ZM233 140V139H232ZM248 140V139H247ZM263 140V139H262ZM9 141L10 140H8V143H9ZM90 141V140H89ZM142 141V140H141ZM251 141H252V139H251ZM250 141V139H249V148L247 147V149H249V156L250 155H253V154H256V153H260L261 151H263V149H264V145H263V143L262 142H260V140H257L255 143H253V142H251ZM11 142H14V141H11ZM15 142H17V141H15ZM85 142V141H84ZM98 142V141H97ZM116 141L114 140H112V137H111V141L109 140V141H107V142H103V143H99V145L102 147V148H104L105 150H107V151H110V153L112 152V151H117V152H119V150H115V149H117V148H119V147H116V143H115ZM151 142V143H152ZM193 142H195V141H193ZM210 142V141H209ZM230 142V141H229ZM28 143H31V142H28ZM27 143V144H28ZM182 143V142H181ZM220 143V142H219ZM218 143V144H219ZM231 143V142H230ZM91 144V141L90 142H85V145H86V149H88V148H90L91 146H92V144ZM194 144V143H193ZM197 144H199V143H197ZM210 144V145H211ZM151 145V144H150ZM149 145V146H150ZM155 145V144H154ZM209 145V144H208ZM209 145V146H210ZM228 145H229V143H228ZM232 145H234V142H233V144ZM148 146V147H149ZM179 146V145H178ZM194 146V145H193ZM196 146V145H195ZM199 146V145H198ZM208 146V147H209ZM213 146H211V147H213ZM247 146H248V142H247ZM181 147V146H180ZM219 147V146H218ZM231 147V146H230ZM15 148V149H14ZM93 148V147H92ZM196 148H199V147H195V149ZM216 149H217V147H215ZM7 149V148H6ZM94 149H96V147H94ZM93 149V150H94ZM199 149H201V148H199ZM198 149V150H199ZM209 149V148H208ZM213 149V148H212ZM211 149V150H212ZM233 149H234V146H233ZM4 150V151H3ZM27 150H28V152H27ZM89 150V149H88ZM97 150V149H96ZM194 150V149H193ZM193 150H192V152H193ZM6 151V152H7ZM31 152V151H30ZM116 152V153H117ZM186 152H189V154L188 153H186ZM26 153H27V155H26ZM248 153H247V155H248ZM4 154V153H3ZM8 154H6V156L8 155ZM29 154V155H28ZM31 154H32V152H31ZM115 154V153H114ZM119 154V153H118ZM117 154V155H118ZM26 155V156H25ZM194 155H196V154H194ZM216 155H218V153L216 154ZM223 155V154H222ZM222 155H221V157H222ZM8 156V157H9ZM191 156H193V155H191ZM201 156V155H200ZM219 156V155H218ZM248 156V157H249ZM31 157V156H30ZM29 157V158H30ZM146 157V156H145ZM198 157V156H197ZM206 157V156H205ZM220 157V158H221ZM223 157H224V155H223ZM248 157H246V160L245 161H247V158ZM193 158V157H192ZM216 158H217V156H216ZM219 158V159H220ZM250 158V157H249ZM18 159V158H17ZM147 159V158H146ZM189 159H190V157H189ZM188 159V160H189ZM200 159V158H199ZM198 159V160H199ZM203 159V161L201 160V162H202V164H203V162H204V158H202ZM243 159V158H242ZM208 160V159H207ZM206 160V161H207ZM210 160H214V158L213 159H211L210 158ZM218 160V159H217ZM6 162H9V158H8V161L7 160H5ZM31 162H32V159L30 160ZM223 161V160H222ZM241 161V160H240ZM243 161H244V159H243ZM251 161V160H250ZM4 164H3V163ZM30 162V163H31ZM188 162V161H187ZM208 162V161H207ZM215 162V161H214ZM205 163V162H204ZM216 163V162H215ZM248 163V162H247ZM252 163V162H251ZM3 164V165H2ZM13 164V163H12ZM255 164V163H254ZM15 165H16V163H15ZM210 165H212V163L210 164ZM214 165V164H213ZM212 165V166H213ZM216 165V164H215ZM214 165V166H215ZM14 166V165H13ZM30 166L32 167L33 166V164L31 165L30 164ZM253 166V165H252ZM189 167V166H188ZM208 167V166H207ZM211 166H209L208 168H210ZM33 168V167H32ZM208 168H206L207 169V171L209 172V173H211V171H213V173L215 172L214 170H212V168H210V171L208 170ZM217 168V167H216ZM236 168H237V166H236ZM254 168V167H253ZM25 170V171H24ZM14 172V174H17V175H20V174H22V175H20V176H22L23 178H22V180H21V182L20 183H18V184H16V182H14L13 180H14V178L16 177V180H17V178L19 177H17L16 175H15V177L13 178V179H10L9 178V176H11V178H12V173ZM30 171V172H29ZM217 171V170H216ZM220 171V170H219ZM232 171V170H231ZM27 172V171H26ZM20 173V174H19ZM35 175H34V174ZM13 174V175H14ZM207 174V173H206ZM212 174V173H211ZM210 174V175H211ZM228 174V173H227ZM226 174V175H227ZM209 175V174H208ZM229 175V174H228ZM205 176V175H204ZM229 176H231V175H229ZM209 178V177H208ZM211 178V177H210ZM210 178H209V180H210ZM230 178V177H229ZM232 179V178H231ZM25 180H27L28 182H30L34 187H33V191L36 193H31V192H28V193H24L23 192V183H24V181ZM197 183H196V182ZM207 181V180H206ZM233 181V180H232ZM231 181V182H232ZM209 182V181H208ZM234 184V183H233ZM235 185V184H234ZM199 186V187H200ZM206 186H207V184H206ZM206 186H205V189H206ZM2 187V188H1ZM197 187V186H196ZM199 187H197V188H199ZM209 187H210V185H209ZM124 188V187H123ZM201 188V187H200ZM208 188V187H207ZM215 189H218V188H215ZM223 189H225V188H223ZM151 190V189H150ZM201 190V189H200ZM207 190V189H206ZM220 190V189H219ZM208 191V190H207ZM209 191H210V189H209ZM221 191V190H220ZM225 191V190H224ZM150 192V191H149ZM227 192V191H226ZM0 193V194H1ZM118 193V192H117ZM125 193H126V191H125ZM132 194H133V192H131ZM137 193V192H136ZM199 193V192H198ZM48 194V195H47ZM83 194V193H82ZM88 194V193H87ZM128 194V193H127ZM126 194V195H127ZM228 194V193H227ZM84 195L85 196H87V198L89 197V199H90V196H88V195H86L85 193H84ZM129 195V194H128ZM197 195V194H196ZM84 196V198H85V200H81V201H79V202H87L88 200H87V198ZM132 196V195H131ZM0 197H1V195H0ZM115 197H116V195H115ZM133 198H135V196H132ZM83 198V195H82V199H84ZM139 198H142V197H139ZM198 198V197H197ZM2 199V200H3ZM116 199V198H115ZM114 199V200H115ZM143 199V198H142ZM182 200V199H181ZM197 200H199V199H197ZM183 201V200H182ZM186 201V202H187ZM3 202H2V204H3ZM89 202H90V200H89ZM113 202V201H112ZM93 203V202H92ZM199 203H200V201H199ZM94 204V203H93ZM188 204H189V202H188ZM123 205H121V206H123ZM7 206V205H6ZM53 206V205H52ZM120 206V205H119ZM99 207V206H98ZM98 207H97V209H98ZM102 207V208H101ZM100 208L101 209H103V206H101ZM108 207V208H109ZM55 208V207H54ZM99 208V209H100ZM104 208H105V205H104ZM107 208V207H106ZM111 209V208H110ZM111 209V210H112ZM43 210H44V206H43ZM109 210V209H108ZM102 212V211H101ZM112 212H114V211H112ZM170 212H171V210H170ZM100 213V212H99ZM104 213H105V211H104ZM104 213H102V214H104ZM171 214V213H170ZM101 215V214H100ZM100 217V216H99ZM169 217H170V215H169ZM68 219V218H67ZM67 219H62L61 217H60V219H56V222L51 226L52 228H55L56 226L57 227H63V226H66V227H70V225L72 224L71 223V220H70V218H69V220H67ZM101 219V218H100ZM108 219V218H107ZM107 219H106V221H107ZM112 219V220H113ZM133 220V219H135L136 221H139V223L137 222V226L138 227H136V225L135 226H133V224L131 223V222H129L130 220ZM35 220V221H34ZM97 220H98V218H97ZM131 220V221H132ZM69 221V223H71V224H68L67 222ZM101 221V220H100ZM120 221V220H119ZM170 221V220H169ZM5 222L6 223H4L5 225L6 224H8L9 222H11V220L9 221V219L7 220V219H5ZM14 222V221H13ZM13 222H11V223H13ZM98 222V221H97ZM102 222H104V221H102ZM113 222V223H112ZM15 223V222H14ZM135 223V222H134ZM134 227H136V228H134ZM33 228H35V227H33ZM138 228V229H137ZM36 229H37V227H36ZM47 229H48V227L47 226H45V227H42L40 230H42V231H47ZM171 229V230H170ZM38 230V229H37ZM37 231H33V234H31L32 235V237H33V240L37 243V244H44V245H47V246H49V243L46 241V238H44V237H41V234L39 233V234H37L36 233ZM66 236H67V238H70L71 240H73L80 248H82V245H80V244H78V240H77V238L75 237V234L73 233V232H67L66 233ZM56 238V237H55ZM92 241V240H91ZM90 241V242H91ZM60 242H61V237H57L55 240H52V244L55 246V247H57V248H59L60 249V247H59V245H60ZM93 242H91L92 244H93ZM173 245V246H172ZM130 246V247H131ZM126 247V248H125ZM127 250V249H126ZM126 250H122V252H124V251H126ZM128 251V250H127ZM126 251V252H127ZM168 252L167 254L165 253V252ZM125 253V252H124ZM164 253H165V257H163L164 256ZM172 253V252H171ZM125 254H127V256H128V259H133L134 258V256H133V253H130V250H129V252L128 253H125ZM156 254H158V255H156ZM173 254V253H172ZM61 255L63 256V258H67L68 259V255L67 254H64V253H61ZM113 255V254H112ZM111 255V256H112ZM135 255V254H134ZM111 256H110V258H111ZM171 255H169L168 256V258L170 257ZM174 256H175V254H174ZM175 257H177V256H175ZM175 257H170V263H172V261H173V258H174V261H176L177 260V258H176V260H175ZM99 258V259H100ZM154 258V259H155ZM156 258V259H157ZM104 259V258H103ZM126 259H127V257H126ZM127 259V260H128ZM66 260V259H65ZM100 260H102V259H100ZM105 260V261H106ZM111 260H112V258H111ZM121 260H123V258H121ZM125 260V259H124ZM168 260V259H167ZM108 261V260H107ZM173 261V262H174Z\"/></svg>",
    "mask_w": 264,
    "mask_h": 264
}]
</instances>
